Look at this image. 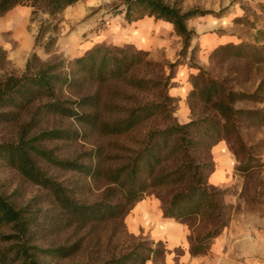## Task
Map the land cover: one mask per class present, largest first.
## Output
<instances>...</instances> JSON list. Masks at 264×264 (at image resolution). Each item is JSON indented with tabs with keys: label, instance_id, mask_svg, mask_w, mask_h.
I'll return each instance as SVG.
<instances>
[{
	"label": "rangeland",
	"instance_id": "rangeland-1",
	"mask_svg": "<svg viewBox=\"0 0 264 264\" xmlns=\"http://www.w3.org/2000/svg\"><path fill=\"white\" fill-rule=\"evenodd\" d=\"M164 1L183 10H209L217 14L220 10L226 9L218 16L209 14L188 22V27L193 29L197 36L193 37L184 53L183 38L177 34L171 23L151 17L150 21L153 24L145 26L143 23L149 21L148 16L142 18L143 20H137L138 22H128L124 17L122 0H95L85 5V9L77 7V3L84 6L88 2L82 0L67 7L62 14L59 29L54 33L57 39L51 50L44 47L48 34L42 37L38 44L35 42L41 22L47 15L33 14L30 6L17 5L0 16V48L6 50L8 55L6 67L0 71L1 74L5 72L23 74L26 62L33 53H37L43 61L53 60L57 56L67 61L75 59L78 57L82 41L80 37L77 39V31L82 28L86 29L85 37L97 38L95 44L106 43L119 47L130 45L134 49L148 53L146 58L148 63L135 67L128 77L150 78L153 81L150 88H135L127 81L120 80L103 83L85 81L74 87L71 93L75 95L74 99L85 94L98 95L103 119H113L122 115L124 111L119 107L162 102L163 110L156 116L124 134H105L100 129L82 125L73 118L57 115L46 117L39 126L25 131V137L31 138L40 131L52 128L78 130L79 137L74 140H47L35 143L62 159L78 158L89 163L91 161L87 153L92 151L98 154L93 163L101 168V172L92 176L55 166L39 156H33L37 167L63 186L67 196L75 202L94 203L104 198L110 202L122 200L120 188L109 183V177L113 169L128 163L146 144L152 130L171 123L184 124L194 119L215 115V111L192 92L194 89L192 77L198 72V67L208 76L222 81L228 88L234 90L252 92L264 77V62L256 63L250 58H229L215 51L221 45L230 42L246 40L263 43L262 16L256 21L257 28H252L236 20L244 11L238 2L230 5L232 0ZM243 1L252 5L264 2ZM258 13L262 15L260 10ZM123 32L126 34L129 32L127 35L130 36L135 35V42H132L131 38L124 40L127 36H124ZM140 43H145L147 48H139ZM236 105L245 108L263 106L249 101ZM27 120V113L17 121L0 120V143L17 142ZM237 133L219 141H224L228 145L234 159L233 171L228 179L220 185L210 184L211 172L205 171L207 185L212 189L225 191L219 199L235 205L228 226L212 241L207 264H264V126L241 119ZM215 145L208 147L202 144L197 148H191L190 151L196 162L215 164L213 154ZM241 162L250 168L245 172L237 170ZM177 163V158H171L162 168L171 169ZM182 187L183 185L151 187L143 194V198L154 196L161 201L163 207V200L168 201ZM0 194L16 208L23 209L25 217L30 219L32 239L29 245L47 249L81 242L80 251L65 258L30 249V252L36 253L35 258L41 264H100L110 257L126 252L141 237L153 239L145 233L134 235L129 231L127 214L131 209L120 218L86 227L77 225L76 221L64 214L48 189L33 183L2 160ZM187 223L191 235L201 233L210 227L200 218ZM11 233L13 230L10 227H0L1 248L16 243L17 239L4 238ZM175 252L180 253L181 249Z\"/></svg>",
	"mask_w": 264,
	"mask_h": 264
},
{
	"label": "trees",
	"instance_id": "trees-1",
	"mask_svg": "<svg viewBox=\"0 0 264 264\" xmlns=\"http://www.w3.org/2000/svg\"><path fill=\"white\" fill-rule=\"evenodd\" d=\"M78 1L80 0H0V16L17 5L30 6L33 14L47 15L41 22L35 42L38 44L39 40L48 34L44 47L51 50L57 39L54 33L59 29L64 10ZM235 2H238L244 11L236 20L257 28L256 21L261 16L264 18V2L252 5L243 0H232L230 5ZM122 3L124 17L128 22L148 16L171 23L177 34L183 38V53L193 37L197 36L196 32L188 27V22L209 14L218 16L226 9L216 14L209 10H183L164 0H122ZM215 51L229 58H250L256 63L264 62V42H230ZM147 55L146 51L134 49L130 45L119 47L97 43L83 55L70 61L58 56L53 60L43 61L37 53H33L26 62L23 74L0 73V120L17 121L24 113L28 114L19 140L0 143V160L18 170L33 183L48 189L64 214L81 227L124 216L136 202L143 199V194L151 187L183 185L168 201L163 200L164 216L183 223L197 218L206 221L210 227L190 236V253L195 256L207 254L213 239L228 226L235 205L219 199L225 192L223 189H212L207 185L205 171L212 172L215 164L196 162L190 150L202 144L212 147L220 140L238 134L241 119L264 126V77L252 92L234 90L222 81L208 76L198 67V72L192 77V92L201 97L203 102L215 111V115L184 124L171 123L152 130L146 144L132 159L112 170L109 183L120 188L123 198L117 202H110L106 198L94 203L75 202L67 196L63 186L37 167L33 156H39L67 170L91 176L99 174L101 168L93 163L98 154L92 151L87 153L91 162L85 163L78 158H59L35 143L47 140H74L79 137L78 130L52 128L40 131L31 138L25 137L26 130L39 126L46 117L52 115L73 118L82 125L98 128L105 134H124L162 112V102H147L131 107H119L124 111L122 115L103 119L98 95L85 94L74 99L75 95L71 93L74 87L85 81L103 83L120 80L127 81L135 88H150L152 79L128 77L135 67L148 63ZM7 60L6 50L0 48V71L6 67ZM248 101L263 106L245 108L236 105ZM171 158L178 159L177 165L171 169H163V164ZM249 168L241 162L237 170L245 172ZM30 223L23 209L16 208L0 194V227L8 226L13 230V233L5 235L4 238L17 239L16 243L10 246L0 247V264H41L35 258L36 253L30 252V249L59 258L80 251V241H77V244L47 249L29 245L32 239ZM167 251L164 241L141 237L126 252L110 257L100 264H147L150 260L160 262L165 258Z\"/></svg>",
	"mask_w": 264,
	"mask_h": 264
},
{
	"label": "crops",
	"instance_id": "crops-1",
	"mask_svg": "<svg viewBox=\"0 0 264 264\" xmlns=\"http://www.w3.org/2000/svg\"><path fill=\"white\" fill-rule=\"evenodd\" d=\"M94 1L95 0H88L84 6L77 3V7L85 9V5L91 4ZM79 2H82V0ZM150 20L151 17H149V21H145L143 25L149 26L153 24ZM85 32V28L77 31V39L79 37L82 39L77 56L83 55L85 51L90 49L97 42V38L91 36L85 37ZM123 34L127 36V38L124 37V40H130L131 38L132 42H135V35H127L129 32H127V34L123 32ZM138 47L141 49L147 48L145 43L138 44ZM213 154L215 168L209 176V183L220 185L228 179L233 171L234 159L228 145L224 141L215 145ZM127 222L129 231L132 234L139 235L145 233L149 235L150 238L164 241L167 245L168 251L165 258L160 263L150 260L147 264H207L209 252L196 256L190 253V226L187 223H181L175 219L165 217L162 203L158 198L149 196L136 202L127 214ZM177 249H181V252H175Z\"/></svg>",
	"mask_w": 264,
	"mask_h": 264
},
{
	"label": "bare ground",
	"instance_id": "bare-ground-1",
	"mask_svg": "<svg viewBox=\"0 0 264 264\" xmlns=\"http://www.w3.org/2000/svg\"><path fill=\"white\" fill-rule=\"evenodd\" d=\"M16 30H17V28H16Z\"/></svg>",
	"mask_w": 264,
	"mask_h": 264
}]
</instances>
